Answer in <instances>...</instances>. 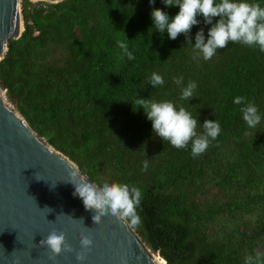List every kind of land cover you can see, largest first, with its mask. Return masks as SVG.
I'll use <instances>...</instances> for the list:
<instances>
[{
  "label": "trees",
  "instance_id": "16d2710c",
  "mask_svg": "<svg viewBox=\"0 0 264 264\" xmlns=\"http://www.w3.org/2000/svg\"><path fill=\"white\" fill-rule=\"evenodd\" d=\"M20 1L23 30L7 41L0 88L30 128L92 183L135 185L141 199L149 191L163 198L162 218L184 233L189 247L181 264H196L201 252L206 264L264 256V52L230 42L209 60L193 59L196 32L203 29L206 41L211 25L198 16L191 45L184 34L161 36L152 9L170 18L179 12L162 0ZM247 2L264 7V0ZM117 40L134 60L122 55ZM153 72L163 86L149 85ZM177 76L185 85L196 82L194 99H180ZM236 96L257 106L255 128L242 119ZM137 98L171 101L201 125L217 120L221 132L194 158L191 143L176 149L153 133ZM197 132H203L199 124ZM136 212L140 222L127 223L155 253Z\"/></svg>",
  "mask_w": 264,
  "mask_h": 264
},
{
  "label": "water",
  "instance_id": "95a60500",
  "mask_svg": "<svg viewBox=\"0 0 264 264\" xmlns=\"http://www.w3.org/2000/svg\"><path fill=\"white\" fill-rule=\"evenodd\" d=\"M22 30L20 0H0V60L8 39L18 38ZM71 171L91 182L30 128L0 88V264H157L127 221L108 215L93 222L95 210H85L83 201L73 196L75 188L67 182ZM163 203L149 191L137 210L161 264H181L189 247L184 233L162 218ZM53 230L63 232L75 250L62 252L54 261L48 259L50 250L40 245ZM82 235L93 243L79 262L76 252L81 251ZM196 264H206L204 252Z\"/></svg>",
  "mask_w": 264,
  "mask_h": 264
},
{
  "label": "clouds",
  "instance_id": "9594fccd",
  "mask_svg": "<svg viewBox=\"0 0 264 264\" xmlns=\"http://www.w3.org/2000/svg\"><path fill=\"white\" fill-rule=\"evenodd\" d=\"M162 2L166 7L178 6L179 12L170 18L163 10L152 9L150 13L152 25L161 36L166 31L168 37L175 40L180 34H184L188 44L191 45L189 33L194 25L200 23L197 17L202 15L204 23L211 25L206 41L203 29L196 32L193 48L197 54L193 56V59L202 56L204 60H209L218 49L225 48L230 42L258 47L261 52H264V7L258 3H248L247 0H219V2L217 0H162ZM149 4L154 5L155 0H149ZM215 17L219 19L213 23ZM117 46L129 61L135 59L134 53L129 50L126 42L117 40ZM173 82L180 88L181 100L194 99L197 88L195 81H188L185 85L183 76H177L173 77ZM149 85L163 86L164 79L153 72ZM233 103L240 106L242 119L249 127L255 128L260 123L261 116L253 102L248 101L244 96H236ZM135 104L138 106L137 109H143L147 119L151 121L152 130L156 136L176 149H184L191 143V155L194 158L203 154L211 141L216 140L221 132V126L217 120L205 119L201 125L197 118H193L183 106L177 108L173 102L168 100L155 101L150 98H137ZM198 124L203 128L202 133L197 132ZM147 169L148 160L145 159L142 171H147ZM67 182L73 184L75 188L73 196L83 201L85 210H95L92 216L95 224L108 215L121 221H128L131 225H137L140 222L136 209L140 204L142 194L135 185L104 183L98 186L83 177L78 178L75 171L69 172ZM70 217L73 219L72 216ZM92 243L89 236H81V251L76 252L77 261L82 262L85 259V253ZM40 245L50 250L51 255L48 259L53 261L62 252L75 251L68 244L65 234L55 230L42 239ZM244 264H264V256L249 255L245 258Z\"/></svg>",
  "mask_w": 264,
  "mask_h": 264
},
{
  "label": "bare ground",
  "instance_id": "6f19581e",
  "mask_svg": "<svg viewBox=\"0 0 264 264\" xmlns=\"http://www.w3.org/2000/svg\"><path fill=\"white\" fill-rule=\"evenodd\" d=\"M153 257H154V260L156 261L157 264H161V262H160V260L158 259L157 256L153 255Z\"/></svg>",
  "mask_w": 264,
  "mask_h": 264
},
{
  "label": "rangeland",
  "instance_id": "374dc122",
  "mask_svg": "<svg viewBox=\"0 0 264 264\" xmlns=\"http://www.w3.org/2000/svg\"><path fill=\"white\" fill-rule=\"evenodd\" d=\"M20 3H21V1H20ZM32 3H33V2H32ZM147 249H148V248H147ZM148 250H149V249H148ZM149 252L152 253L150 250H149ZM152 254L155 255V256H157L156 253H152Z\"/></svg>",
  "mask_w": 264,
  "mask_h": 264
}]
</instances>
